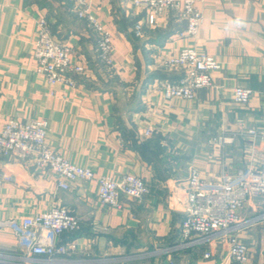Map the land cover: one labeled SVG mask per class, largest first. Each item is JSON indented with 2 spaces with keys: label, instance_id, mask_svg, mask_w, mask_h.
Instances as JSON below:
<instances>
[{
  "label": "crops",
  "instance_id": "0c3cea01",
  "mask_svg": "<svg viewBox=\"0 0 264 264\" xmlns=\"http://www.w3.org/2000/svg\"><path fill=\"white\" fill-rule=\"evenodd\" d=\"M194 2L202 23L194 38L180 39L185 24L171 11L144 24L136 38L132 29L144 23V10L124 0H90L91 14L111 33L107 67L95 53L96 33L76 17L72 2L0 0V129L10 119H44L47 145L70 163L96 175L131 174L149 189L141 200L122 196L113 209L99 202L94 182L62 190L52 172L0 157V176L11 178L0 184V258L28 256L6 224L62 206L80 219L77 231L60 238L75 245L62 264H235L225 262V242L186 245L181 222L191 168L213 180L264 163V0ZM40 17L56 41L72 48V63L85 69L73 75L74 88L57 85L52 96L32 56ZM186 47L213 56L221 68L193 100H164L155 82H174L181 73L160 60ZM236 87L253 92L247 105L232 102ZM249 129L261 137H248ZM218 137L230 141L212 144ZM239 216L247 264H264V196L248 199Z\"/></svg>",
  "mask_w": 264,
  "mask_h": 264
},
{
  "label": "built area",
  "instance_id": "2783aa9c",
  "mask_svg": "<svg viewBox=\"0 0 264 264\" xmlns=\"http://www.w3.org/2000/svg\"><path fill=\"white\" fill-rule=\"evenodd\" d=\"M74 4L78 19L85 20L97 35L95 53L99 62L113 65L111 33L90 12V0H67ZM127 5L145 11L144 23L134 24L132 32L136 38L142 36L144 24L153 25L158 15L171 11L185 27L177 33L180 39H192L202 23V15L194 0H124ZM32 56L36 63L35 72L44 78L53 95V88L65 85L76 86L74 74H83L84 66L71 61L72 48L58 42L51 35L47 21L40 17L36 22V36L32 44ZM163 68L178 70L181 75L174 81H156L155 87L164 100L182 99L191 101L196 91L213 86L212 73L220 70V63L210 55L198 52L192 47L179 50L160 60ZM264 89V87H262ZM253 92L247 88L236 87L232 91V102L239 106L247 105ZM46 120L20 122L8 120L0 129V157L29 161L41 170H48L56 178L59 189L66 190L75 181L94 182L99 202L113 209L121 207L120 198L141 200L149 193L145 182L134 175L119 177L96 175L92 169L70 163L53 148L47 145ZM152 130L145 131L150 135ZM250 138L261 137L256 130L249 129ZM230 140L218 137L212 144H225ZM0 176V184L10 181ZM187 190L184 200V218L181 222V236L186 245L203 246L212 241L228 245L225 262L248 263L247 246L238 238L242 225L239 211L252 197L264 196V163L256 169L232 176L222 172L213 180H207L197 169L191 168L187 176ZM10 227L29 235V240L20 238L28 249L27 257L0 258V264H62L75 250L73 242H61L64 233L75 232L80 228V219L67 208L53 206L49 210L23 218L20 223L9 222ZM15 232V231H14ZM205 252L203 258L210 259ZM171 264V262H169Z\"/></svg>",
  "mask_w": 264,
  "mask_h": 264
},
{
  "label": "water",
  "instance_id": "95a60500",
  "mask_svg": "<svg viewBox=\"0 0 264 264\" xmlns=\"http://www.w3.org/2000/svg\"><path fill=\"white\" fill-rule=\"evenodd\" d=\"M8 227H10V223L6 224ZM15 234L20 237V238H23L24 240H29L30 236L29 235H25L23 233H21L18 229H15Z\"/></svg>",
  "mask_w": 264,
  "mask_h": 264
}]
</instances>
